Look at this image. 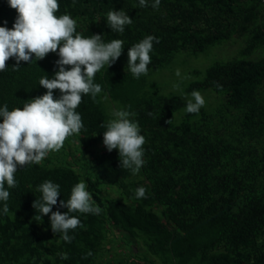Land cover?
Masks as SVG:
<instances>
[{"label":"trees","instance_id":"1","mask_svg":"<svg viewBox=\"0 0 264 264\" xmlns=\"http://www.w3.org/2000/svg\"><path fill=\"white\" fill-rule=\"evenodd\" d=\"M138 2L58 0L55 14L70 15L85 38L101 34L106 43L124 41L118 60L94 77L102 91L95 99L84 96L76 109L84 128L69 137L103 141L101 124L113 119L114 111L134 113L130 119L146 139L143 167L135 174L122 169L116 149L96 152L91 163L61 162L65 155L54 151L39 164L18 166L16 187L5 184L7 213L0 201V264H264V55L251 59L258 50L264 53L261 0H161L158 9L151 7L154 0L144 8ZM112 9L133 20L123 33L107 26ZM16 17L8 0H0V26L11 29ZM148 35L159 43L153 42L148 74L137 79L127 53ZM237 37L245 42L239 54L195 70L182 94L165 93L151 79L180 54H205ZM58 59L57 53L42 60L33 55L18 70L15 58L9 59L0 72V107L22 108L43 95L47 90L39 80L54 77ZM193 90L222 101L186 113ZM45 181L60 185L52 211H68L59 201H67L79 182L92 194L93 206L102 209L70 213L82 225L69 231L71 243L52 232L50 214L40 215L32 206L42 198L38 188ZM111 185L121 199L105 194L103 187ZM141 186L147 198L136 199ZM62 253L68 258L61 259Z\"/></svg>","mask_w":264,"mask_h":264},{"label":"clouds","instance_id":"2","mask_svg":"<svg viewBox=\"0 0 264 264\" xmlns=\"http://www.w3.org/2000/svg\"><path fill=\"white\" fill-rule=\"evenodd\" d=\"M160 2L154 0L151 7L158 9ZM8 4L16 10L17 17L11 29L0 26V72L7 70L6 62L11 58L16 61L13 70L19 69L21 61L32 62L33 55L35 60H42L49 53H57L59 59L55 62L58 71L54 77L49 79L45 75L39 80V85L47 90L43 95L28 100L22 108L9 111L7 105L0 107V201L5 202L4 213L9 211L10 196L5 184L8 188L16 187L17 167L39 164L49 152L59 151L69 136L80 133L84 124L76 109L84 96L95 99L102 91V86L94 83L96 73L118 60L124 48L121 39L106 43L101 34L85 38L77 33L76 20L68 14L59 17L55 14L60 7L58 0H8ZM138 6L148 7V0H139ZM132 22L124 10L112 9L107 13V26L112 31L123 33L125 26ZM154 41L159 43L158 38L148 35L128 49L127 66L133 77L138 79L148 74ZM54 90L61 93L59 98H54ZM205 103L202 94L193 90L184 110L198 114ZM132 115L134 113L126 110L114 111V118L102 123L101 127L105 129L103 145L107 151L118 150L120 167L135 174L144 165L146 139L140 134L138 122L130 119ZM170 122L171 119L166 121ZM38 191L42 198L33 202V208L40 215L50 214L52 232L62 233L61 239L67 243L74 239L69 231L82 226L79 218L70 213L99 214L102 211L99 206H93L92 194L86 190L84 182L72 187L67 201H59L60 207L68 209L65 213L52 211L61 193L59 184L45 181ZM135 198H147L145 187L135 190ZM91 255L89 251L85 258ZM60 256L68 258L66 253Z\"/></svg>","mask_w":264,"mask_h":264},{"label":"rangeland","instance_id":"3","mask_svg":"<svg viewBox=\"0 0 264 264\" xmlns=\"http://www.w3.org/2000/svg\"><path fill=\"white\" fill-rule=\"evenodd\" d=\"M244 46V38L237 37L229 42L224 43L221 46H218L213 50H210L205 54H199L197 56L190 55L189 53L180 54L179 57H177L175 64L171 68L166 69L156 76L151 77V79L158 82L165 93L172 92L182 94L184 93V85L189 81L195 79L193 73L195 70H204L213 61L227 60L236 57L239 54V51ZM263 55L264 53L261 50H258L251 59L256 60L263 57ZM177 71H179L180 73L179 76L177 75ZM180 82L183 84L179 85ZM201 94L204 97L206 103L209 105L216 106L219 105L222 101L217 94L209 92H203ZM187 97L188 99L191 98V96ZM105 150L106 148L103 145V141L90 138H82L80 135H76L73 137H68L64 142V146L59 151H55V153H57V155H60L59 152H62L65 155L61 157V162L69 163L70 161H73L76 163H80L83 160L87 163H91L96 152ZM103 188L106 190L105 194L107 196L110 195L113 198L121 199L119 189L114 185L108 187L104 186ZM146 251L144 255H146Z\"/></svg>","mask_w":264,"mask_h":264},{"label":"built area","instance_id":"4","mask_svg":"<svg viewBox=\"0 0 264 264\" xmlns=\"http://www.w3.org/2000/svg\"><path fill=\"white\" fill-rule=\"evenodd\" d=\"M261 4L263 5V15H264V0H261Z\"/></svg>","mask_w":264,"mask_h":264},{"label":"crops","instance_id":"5","mask_svg":"<svg viewBox=\"0 0 264 264\" xmlns=\"http://www.w3.org/2000/svg\"><path fill=\"white\" fill-rule=\"evenodd\" d=\"M137 250V249H136Z\"/></svg>","mask_w":264,"mask_h":264}]
</instances>
